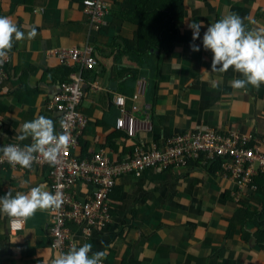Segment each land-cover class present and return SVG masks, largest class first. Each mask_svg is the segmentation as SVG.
<instances>
[{"label":"crops","instance_id":"crops-1","mask_svg":"<svg viewBox=\"0 0 264 264\" xmlns=\"http://www.w3.org/2000/svg\"><path fill=\"white\" fill-rule=\"evenodd\" d=\"M101 28L90 25L83 0H0V16L10 17L34 39L14 42L8 77L0 85V147L17 141L21 125L38 115L53 119L51 107L61 81L84 70L80 111L88 124L75 153L90 158L101 148L111 161L132 156L136 147L164 149L174 134L213 127L231 136H250L251 147L264 149V84L235 91L231 70H210L212 53L202 46L208 25L229 13L246 18L249 28L264 27V0H107ZM175 2L177 4L171 3ZM189 22L202 23L199 52L189 48ZM91 45L94 69L62 64L48 53L57 47ZM146 90L132 99L138 82ZM216 85V86H214ZM126 97L134 112V135L117 126L122 115L115 104ZM225 160H204L169 169L149 168L141 176H121L111 193L112 222L85 238L71 224L72 243L106 251L107 264H264V172L255 178L258 191L236 200V181ZM46 185L49 167L21 171L0 164V197L9 190L27 193ZM93 186L79 181L72 193L83 202ZM246 211V212H245ZM50 218L38 211L25 229L12 232L0 215V264H52Z\"/></svg>","mask_w":264,"mask_h":264},{"label":"built area","instance_id":"built-area-1","mask_svg":"<svg viewBox=\"0 0 264 264\" xmlns=\"http://www.w3.org/2000/svg\"><path fill=\"white\" fill-rule=\"evenodd\" d=\"M84 12L88 16L90 25L101 28L105 22V16L109 12L107 0H83ZM56 55L62 64L79 65L81 69H94L97 59L91 45L80 47H57L48 51ZM11 61L9 58L0 64V85L8 77L6 66ZM84 70L72 72L67 79L59 84V90L55 93L51 107L60 114V129L70 136L69 148L61 153L59 162L50 166L41 159L33 166L49 167L50 190L55 194L59 191L63 194L64 203L55 215H49L50 246L54 251L55 258L66 253L72 243L71 224L79 227L81 234L89 238L94 231L106 228L113 219L111 209V193L116 186L117 180L126 174L134 173L141 176L149 168L169 169L190 165L192 162L204 160L205 163L225 160L224 170L236 181L238 193L237 202L243 199L246 191H258L255 178L260 170L264 172V149L261 145L250 146V136H240L237 133L227 136L213 127L197 129L185 133L174 134L165 140L164 149L153 146L151 150L136 147L132 154L123 161H111L104 148L94 152L90 158H80L75 149L80 144V137L87 127L88 119L80 111V104L84 96L85 78ZM146 83L138 82V87L132 99H137L145 93ZM122 115L117 119L119 128H126L132 136L135 132L136 118L134 112L137 106L131 110L126 107V97L117 95L114 100ZM61 121L64 127L61 128ZM19 143L21 147L25 144ZM2 155V154H0ZM2 165L21 171H28L20 166L13 167L6 160ZM79 181L93 186L91 196L80 202L73 196V189ZM13 227L9 220V229L18 232L25 229ZM103 264H107L103 261Z\"/></svg>","mask_w":264,"mask_h":264},{"label":"clouds","instance_id":"clouds-1","mask_svg":"<svg viewBox=\"0 0 264 264\" xmlns=\"http://www.w3.org/2000/svg\"><path fill=\"white\" fill-rule=\"evenodd\" d=\"M245 20L236 13H229L208 25L202 37L203 49L212 53L211 68L205 71L225 73L231 70L240 74L242 78L230 81L235 91H247L249 86L258 90L264 84V27L249 28ZM188 27L192 31L189 48L194 53L199 52L201 48L195 41L201 38L202 23L189 22ZM36 35V30L32 29L26 36L10 17L0 16V64L9 58L14 42L34 39ZM0 135L5 134L0 132ZM15 139L31 143L23 147L19 143L0 147V162L6 160L13 167L18 165L29 171L41 159L55 166L61 153L70 146L69 134L66 131L58 134L54 120L43 115L24 122ZM63 203L61 192L54 194L43 184L32 187L27 193L17 191L14 196L9 190L0 197V215L9 218L14 228L21 229L38 211L55 215ZM92 248L90 243L79 245L76 241L52 264H103L106 251L93 252Z\"/></svg>","mask_w":264,"mask_h":264},{"label":"trees","instance_id":"trees-1","mask_svg":"<svg viewBox=\"0 0 264 264\" xmlns=\"http://www.w3.org/2000/svg\"><path fill=\"white\" fill-rule=\"evenodd\" d=\"M171 3L177 4V3H175V2H171ZM245 212H246V211H245Z\"/></svg>","mask_w":264,"mask_h":264}]
</instances>
